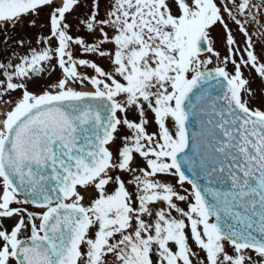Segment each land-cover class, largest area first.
Here are the masks:
<instances>
[{
  "label": "rangeland",
  "instance_id": "1",
  "mask_svg": "<svg viewBox=\"0 0 264 264\" xmlns=\"http://www.w3.org/2000/svg\"><path fill=\"white\" fill-rule=\"evenodd\" d=\"M107 3V0H86L81 4L80 0L77 10L67 15L66 23L76 30L67 32L66 39L75 46L73 55L77 57L76 61H84L80 63L84 79L73 72L75 67L67 54L64 60L68 72L65 73L70 76L75 90L91 86L89 82H92L99 84L103 90L104 85H108L111 88L106 90L118 91L122 122L117 133L122 141L119 146L116 141L111 149L118 159L125 152L128 155L129 151L123 149L128 144L130 147L134 145V149L149 150V155L145 152L139 155H133L132 151V154L129 153L130 158L136 156L134 160L137 159L148 170L149 176L144 175L136 181L129 179L128 194L118 198L128 206L127 210L125 207L122 209V203L118 201L116 207L102 212V220H109V224L103 229H98V226L92 228L90 233L98 234L93 236V245L101 235L108 241L111 240L109 236L120 238L115 250L110 251L116 254L124 251L122 242L132 240L133 244L128 242L127 250L140 248L143 255H136L135 259L142 264H264V252L234 247L216 236L213 223L203 216L189 183L176 178L169 163L166 165L161 156L165 148L168 152L174 149L180 134L177 123L175 125L178 115L171 107L172 95L196 71L224 67L230 77L241 84L242 101L250 109L264 113V0H114V3ZM141 3L140 14L136 11ZM213 5L219 12L216 21L210 20ZM102 12H105L102 14L103 21L108 20V12L114 16L110 31V23H107L108 27H103L102 21H95L94 15L90 16ZM127 12L132 16L127 17ZM28 20L21 19L20 24L17 20V26ZM34 20L38 25L35 29L39 39L33 34L16 44L5 41L6 34L0 35V61L6 63V71L14 70L15 65L23 60V66L28 67L29 61L55 54L56 38L51 37L49 43H45L51 30L48 17L41 14ZM146 21L151 23L156 37H149L151 30H143V22ZM203 27L212 39L207 57L196 56L190 43V34L193 36ZM83 31L87 41L80 44ZM137 33L147 37L139 38ZM104 35L108 41L104 39L103 45L98 47V37ZM87 49L89 54L85 57L81 51L86 53ZM114 50L117 52L115 55ZM139 54L143 56L142 60L138 58ZM45 65L46 76L28 79L29 84L36 81L48 83V88L34 90V99L44 93L59 92L57 84L60 76L56 60L46 61ZM53 65H56L55 69ZM6 71L0 73V79ZM48 77L50 81L45 80ZM130 109L136 111L132 113ZM154 137L155 140L149 142L144 139ZM118 163L125 169L119 172L122 174H131L128 170L135 172L139 169L137 166L127 169L121 160ZM94 183L92 181L81 187L69 203L88 209L92 205L88 195L95 192ZM81 191L86 195V204L75 199ZM155 191L160 197L151 201L149 197ZM168 193L174 196L169 199ZM117 216L126 217L127 222H118ZM118 224L126 233L121 234ZM130 224H135L134 229L129 230ZM91 239L90 236L89 241Z\"/></svg>",
  "mask_w": 264,
  "mask_h": 264
},
{
  "label": "water",
  "instance_id": "2",
  "mask_svg": "<svg viewBox=\"0 0 264 264\" xmlns=\"http://www.w3.org/2000/svg\"><path fill=\"white\" fill-rule=\"evenodd\" d=\"M36 2L38 1L0 0V18L26 10ZM205 40V37L196 39L198 53L207 51ZM238 92L237 85L228 81L223 70L203 72L184 88L177 104L187 113L184 125L190 142L177 154L175 161L182 174L192 181L197 180L196 183H200L201 188L207 189L216 198L215 201H219L221 208L235 206L237 210L232 211L235 220L251 222L250 225L261 222V225L256 226L257 231L248 238L236 233L237 221L234 230L226 222V228L235 232L236 238L233 233L223 229V218L221 214H217L218 233L228 235L237 242L259 241V245H264V167L255 166V173H252L242 166V160L252 166L247 155L237 163H234V158H229L234 144L226 142L233 141V132L229 131L230 128L225 130L222 124L226 116V101L237 111L240 117L238 122L242 124L249 139L258 141L264 138V131L256 128L255 119L239 109ZM33 109L34 115L27 119L26 124L29 136L24 140L17 135L14 137L15 143L10 144L14 151L18 149V163H15L14 157L4 155L2 157L7 162L3 159L2 164L3 168L4 162L11 165V169L4 168L3 171L27 200L35 205H45L71 195L77 184L92 179L108 164L105 144L116 122L115 106L104 94H83L47 101ZM62 112L65 114L62 115ZM73 120L75 124L72 123ZM78 122L82 125L76 124ZM62 123L67 126L63 127ZM52 129L58 133L51 134ZM75 131L79 134L78 140L67 134ZM223 148L227 153L221 152ZM258 148L264 150V142ZM209 157H215L221 162L214 164L212 161L209 165L203 163ZM209 167L226 172L228 185L215 181L217 179L213 173L206 172ZM209 180L214 182L211 187L215 194L210 186L207 187ZM204 199L210 213L213 207L208 200L213 199ZM85 224L86 216L79 208L63 204L52 207L46 212L42 222L45 237L51 240L45 252L49 253L53 249L57 254L70 250L74 255Z\"/></svg>",
  "mask_w": 264,
  "mask_h": 264
},
{
  "label": "flooded vegetation",
  "instance_id": "3",
  "mask_svg": "<svg viewBox=\"0 0 264 264\" xmlns=\"http://www.w3.org/2000/svg\"><path fill=\"white\" fill-rule=\"evenodd\" d=\"M20 79L21 77L19 78L16 75L7 74L5 76V79L2 80L1 82V85L3 86L2 88L3 95L9 99L11 104L17 102V97H19L20 95V91H19ZM110 195L111 193L106 194V196H110ZM113 196H117V195L113 194ZM13 202H14L13 206H15L18 201L16 199L15 200L12 199L9 207L11 208L13 207L12 206ZM93 218L96 219V216L93 215Z\"/></svg>",
  "mask_w": 264,
  "mask_h": 264
},
{
  "label": "bare ground",
  "instance_id": "4",
  "mask_svg": "<svg viewBox=\"0 0 264 264\" xmlns=\"http://www.w3.org/2000/svg\"><path fill=\"white\" fill-rule=\"evenodd\" d=\"M72 90H73L72 85L69 84L66 80L57 84V91H59L62 94H70ZM81 91L82 92H95L96 89L93 87H83ZM1 108L3 109V106Z\"/></svg>",
  "mask_w": 264,
  "mask_h": 264
}]
</instances>
